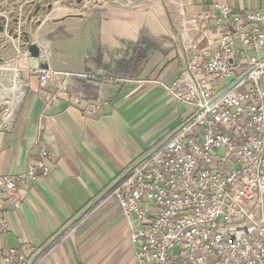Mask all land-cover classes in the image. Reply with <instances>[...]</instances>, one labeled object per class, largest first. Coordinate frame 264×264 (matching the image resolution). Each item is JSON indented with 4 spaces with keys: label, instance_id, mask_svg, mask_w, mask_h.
<instances>
[{
    "label": "crops",
    "instance_id": "crops-1",
    "mask_svg": "<svg viewBox=\"0 0 264 264\" xmlns=\"http://www.w3.org/2000/svg\"><path fill=\"white\" fill-rule=\"evenodd\" d=\"M215 1L117 0L78 11L66 1L0 0V95L13 84V69L29 84L15 109L0 100V120L12 115L0 132V176L27 173L42 150L50 169L18 187L19 209L4 207L0 249H16L23 264H136L130 225L110 193L192 116L163 85L213 53L221 30L196 19L214 13ZM227 3L239 17L264 13V0ZM40 69L100 82L69 79L70 96L48 106L57 81L41 92Z\"/></svg>",
    "mask_w": 264,
    "mask_h": 264
},
{
    "label": "built area",
    "instance_id": "built-area-1",
    "mask_svg": "<svg viewBox=\"0 0 264 264\" xmlns=\"http://www.w3.org/2000/svg\"><path fill=\"white\" fill-rule=\"evenodd\" d=\"M213 8L196 19L221 30L213 53L163 85L192 116L110 193L130 225L136 264H264V13L233 15L227 0ZM228 22L233 31L224 30ZM12 72L25 93L29 84L19 70ZM36 73L43 93L57 81L46 95L48 106L70 96L69 79L100 82L87 73ZM238 78L213 102L221 84L224 90ZM73 102L79 105L80 98ZM11 116L0 120V132L11 127ZM40 156L27 173L0 176L1 230L8 227L4 207L21 205L16 192L26 177L49 175L43 162L49 155L42 150ZM18 262H26L22 253L0 249V264Z\"/></svg>",
    "mask_w": 264,
    "mask_h": 264
},
{
    "label": "bare ground",
    "instance_id": "bare-ground-1",
    "mask_svg": "<svg viewBox=\"0 0 264 264\" xmlns=\"http://www.w3.org/2000/svg\"><path fill=\"white\" fill-rule=\"evenodd\" d=\"M22 96H23V90L21 89V82H19L17 79H13V84L10 85L9 87H5L1 91L0 100H3V102L7 100V103L9 104L8 106L9 109L13 110L20 102ZM9 115L10 114L6 116V119L9 118Z\"/></svg>",
    "mask_w": 264,
    "mask_h": 264
},
{
    "label": "rangeland",
    "instance_id": "rangeland-1",
    "mask_svg": "<svg viewBox=\"0 0 264 264\" xmlns=\"http://www.w3.org/2000/svg\"><path fill=\"white\" fill-rule=\"evenodd\" d=\"M58 1H61V4L66 1L71 5L72 8L78 11H83V10L86 11L87 9L89 10L92 9V7L100 8L105 4H107V2H110L111 0H58ZM44 10L46 11V8ZM4 110H5V106H1L0 114H2ZM8 112H10L9 109Z\"/></svg>",
    "mask_w": 264,
    "mask_h": 264
},
{
    "label": "water",
    "instance_id": "water-1",
    "mask_svg": "<svg viewBox=\"0 0 264 264\" xmlns=\"http://www.w3.org/2000/svg\"><path fill=\"white\" fill-rule=\"evenodd\" d=\"M29 53L30 55L34 58L37 57L39 55V48L37 45H32L29 47ZM240 78H238L237 80H234V82L232 84L229 85V87H227L226 89H224L223 91H221L220 93H218L215 96V99L213 100V102L219 98V96H221L222 94H224L225 92L229 91L230 88H232L233 86H235L239 81ZM164 144L162 143V145H159L156 149H154L151 153H149L147 156H145L144 158H142V160L150 157L152 154H154L160 147H162Z\"/></svg>",
    "mask_w": 264,
    "mask_h": 264
}]
</instances>
